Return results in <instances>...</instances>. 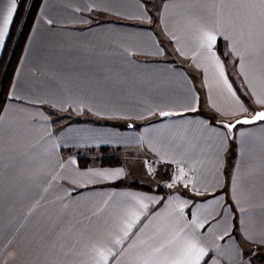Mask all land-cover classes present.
Returning <instances> with one entry per match:
<instances>
[{
	"label": "crops",
	"instance_id": "obj_1",
	"mask_svg": "<svg viewBox=\"0 0 264 264\" xmlns=\"http://www.w3.org/2000/svg\"><path fill=\"white\" fill-rule=\"evenodd\" d=\"M148 2L41 1L0 111V264H264V120L225 128L264 111V35L222 0Z\"/></svg>",
	"mask_w": 264,
	"mask_h": 264
},
{
	"label": "snow or ice",
	"instance_id": "obj_2",
	"mask_svg": "<svg viewBox=\"0 0 264 264\" xmlns=\"http://www.w3.org/2000/svg\"><path fill=\"white\" fill-rule=\"evenodd\" d=\"M15 0H12L11 6L8 9L7 15L4 18V31H7V25L12 20V15L15 10ZM227 7L229 8V13L227 17L222 15L223 9ZM218 16L220 20L225 21L227 24L231 26H238L241 35L247 33L249 41H251L252 36L259 31L262 35H264V0H233V2L229 5H225L222 2L218 6ZM217 35L213 30H208L203 32L202 35V43L201 47L208 49L211 52L213 45L216 43ZM251 43H249V47H251ZM235 45H233V51H235ZM239 54V53H237ZM214 55V54H213ZM217 68L220 71V75L223 77V66L220 64L218 60L215 61ZM243 66V58L241 60ZM242 75H245V81L248 83L250 91H252L253 96H256L255 91L252 90L251 83L248 82L247 75L242 70ZM226 83V81H225ZM257 103L264 105V99L257 97ZM196 109L193 107L192 111ZM246 110V109H245ZM163 115H167V113H162ZM256 120H264V111L257 112L252 120H243L237 121V123H251ZM228 128L235 127V125H227ZM103 175V174H101ZM114 175H122L121 172H116ZM185 172L183 168L179 169V173L172 178V182L168 185V187H173L178 182H183L185 180ZM187 186V184H185ZM142 207H147V205H141ZM139 219V216L135 217L131 223H126L123 229V236L126 238L128 236V232L134 226L136 220ZM195 223V221H193ZM202 226V225H201ZM114 243L116 245H120L123 243L122 239H115ZM98 256L101 261H106L108 256L106 252L102 249H98ZM160 249H155V253H159ZM111 252V249L108 250ZM114 255V254H113ZM205 255L204 249L199 248L196 244H189L184 251V254L181 259L173 260L171 264H199V260L202 256ZM144 264H149V261H144Z\"/></svg>",
	"mask_w": 264,
	"mask_h": 264
},
{
	"label": "trees",
	"instance_id": "obj_3",
	"mask_svg": "<svg viewBox=\"0 0 264 264\" xmlns=\"http://www.w3.org/2000/svg\"><path fill=\"white\" fill-rule=\"evenodd\" d=\"M41 1L42 0L18 1L17 12L11 25L3 56L0 61V111L3 107V104L8 98V89L12 80L15 67L24 48L25 42L33 25V21L40 7ZM159 1L160 0H158V3ZM149 2L146 4L147 7H149ZM155 2L156 0H153V7L155 6ZM148 10L151 15V19H156L157 12H155L154 14L150 7ZM223 61L227 62L230 60H228V58L223 57ZM242 100L244 101L245 98L242 97ZM104 151L105 150H102V152ZM103 161V164L109 166H117L119 164V161L116 158L106 156L104 153ZM114 185L118 186L120 185V182ZM130 185L137 187L136 183H130Z\"/></svg>",
	"mask_w": 264,
	"mask_h": 264
},
{
	"label": "rangeland",
	"instance_id": "obj_4",
	"mask_svg": "<svg viewBox=\"0 0 264 264\" xmlns=\"http://www.w3.org/2000/svg\"><path fill=\"white\" fill-rule=\"evenodd\" d=\"M150 2H149V7L151 8V10H152V12L155 14V12H157V5H158V0H156V2H155V6L153 7L152 5V2H153V0H149ZM56 122V124H57V126L59 125V124H61V123H59L60 121L58 120V119H56L55 120ZM68 126H70L69 124H68ZM71 127V126H70ZM76 131V130H75ZM132 174H134V175H137V176H140V181H146V179L144 178V176L146 175V174H144V172H142V171H133V172H131Z\"/></svg>",
	"mask_w": 264,
	"mask_h": 264
},
{
	"label": "water",
	"instance_id": "obj_5",
	"mask_svg": "<svg viewBox=\"0 0 264 264\" xmlns=\"http://www.w3.org/2000/svg\"><path fill=\"white\" fill-rule=\"evenodd\" d=\"M258 112H260V111H258ZM257 113V112H256ZM255 113V114H256ZM255 114L253 115V116H251V117H243V118H239V119H237V120H235L233 123H231V124H225V128L228 130V131H231L234 127H232V128H228L227 127V125H235V127L236 126H241V125H251V124H254V123H257V122H259V121H262V120H256V121H253V122H251V123H237V121H243V120H245V119H247V120H252V118L255 116Z\"/></svg>",
	"mask_w": 264,
	"mask_h": 264
}]
</instances>
